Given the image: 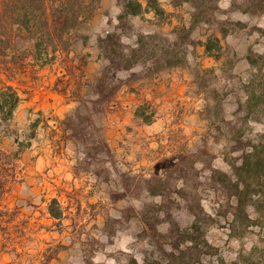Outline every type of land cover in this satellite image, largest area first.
<instances>
[{"label": "rangeland", "instance_id": "obj_1", "mask_svg": "<svg viewBox=\"0 0 264 264\" xmlns=\"http://www.w3.org/2000/svg\"><path fill=\"white\" fill-rule=\"evenodd\" d=\"M42 2L0 0V264H143L145 212L161 231L196 215L225 264L264 263V12L101 0L59 38ZM254 149L249 218L233 217L231 165Z\"/></svg>", "mask_w": 264, "mask_h": 264}, {"label": "trees", "instance_id": "obj_2", "mask_svg": "<svg viewBox=\"0 0 264 264\" xmlns=\"http://www.w3.org/2000/svg\"><path fill=\"white\" fill-rule=\"evenodd\" d=\"M23 1L34 6L39 4L43 5L42 0ZM52 1V27L55 34L61 38L80 22H85L93 16L101 0ZM245 1V10H247V12L253 14L264 12V0ZM216 31L219 32L221 35L220 37L216 35ZM225 34V25H220L217 28L214 27L204 43V49L208 55L216 58L220 57L222 50L221 39ZM136 116L142 120V123L151 122V118L144 117V111H142L141 108L137 109ZM234 134L235 133H232V135ZM242 154L245 159L240 163L231 165V175H233L234 181H229L227 178L229 182L228 187L232 190V193H229L227 198L233 209L231 213L233 217L244 216V218H249L246 207L248 199L252 197L251 185L248 182L249 172L252 168L251 158L255 156L257 160H261V150L258 151L254 149L251 152L242 151ZM184 170V166L177 164L170 173L174 171L181 173ZM230 183L231 185L229 186ZM143 222L145 227L142 229V234L146 238H149V241L153 244L155 249L152 253L153 255L145 258L143 264H225L224 258L218 252L219 247L210 243L205 238V232H203L202 227H198L196 215L189 227H169L166 231H161L159 227H157V218H148L147 212L143 213ZM247 228L248 227H231L230 234L235 237L242 236L244 230H247ZM122 264H139V262L136 258H129L127 262ZM231 264L264 263L255 262V260H251L250 258L242 259V256H239L237 259L233 260Z\"/></svg>", "mask_w": 264, "mask_h": 264}]
</instances>
